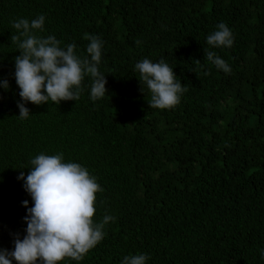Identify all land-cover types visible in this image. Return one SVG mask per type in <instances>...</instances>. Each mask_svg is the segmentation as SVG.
Listing matches in <instances>:
<instances>
[{"label":"trees","instance_id":"obj_1","mask_svg":"<svg viewBox=\"0 0 264 264\" xmlns=\"http://www.w3.org/2000/svg\"><path fill=\"white\" fill-rule=\"evenodd\" d=\"M41 14L36 34L74 43L78 56L85 34L103 41L109 95L93 102L86 76L78 101L29 102L20 119L12 23ZM220 23L233 46L209 49ZM205 49L231 72L207 62ZM145 58L164 60L187 86L174 108L149 107L135 70ZM0 97V249L27 234L33 201L20 173L41 153H62L103 189L94 223L115 219L82 260L61 264L135 254L146 264H264V0H0Z\"/></svg>","mask_w":264,"mask_h":264},{"label":"clouds","instance_id":"obj_2","mask_svg":"<svg viewBox=\"0 0 264 264\" xmlns=\"http://www.w3.org/2000/svg\"><path fill=\"white\" fill-rule=\"evenodd\" d=\"M45 17L39 15L29 21L20 18L12 23L16 33L11 42L18 45L20 55L15 58V79L23 103H18L20 119H27L30 110L25 106L60 104L62 101H78L83 91L82 81L91 77L90 98L93 102L108 94L107 79L99 71L103 41L90 34L85 56L76 54V45L61 47L55 36L37 35L44 30ZM209 49L227 47L234 43L233 33L225 23L206 38ZM139 46L140 41H136ZM205 49V60L219 70L230 73L231 68L216 52ZM200 65L199 60L195 61ZM139 73L141 91L144 86L150 93L147 102L153 109H172L180 103L188 90L176 77L174 70L164 61L153 63L145 58L135 64ZM2 87L7 90L6 80ZM109 95V94H108ZM2 99V97H0ZM27 176L20 173L25 191L31 196L33 206L25 217L26 235L17 237L14 250L0 249V264H61L66 258L80 261L104 238V227L115 218L105 215L100 223H94L96 194L103 189L95 177L78 163L64 162L63 154H39L31 159ZM264 257V249L261 250ZM147 254L128 255L122 264H146Z\"/></svg>","mask_w":264,"mask_h":264}]
</instances>
